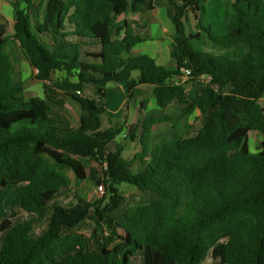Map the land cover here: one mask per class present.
Listing matches in <instances>:
<instances>
[{"label": "trees", "instance_id": "trees-1", "mask_svg": "<svg viewBox=\"0 0 264 264\" xmlns=\"http://www.w3.org/2000/svg\"><path fill=\"white\" fill-rule=\"evenodd\" d=\"M6 1L14 33L0 14V187H16L20 203L10 213L18 208L30 219L0 218V264H134L140 253L143 264H204L208 258L264 264V0H234L236 22L224 36L203 23L209 0H169L172 67L134 56L146 33L128 21L118 26L130 11L142 16L153 10L147 0ZM190 17L197 24L193 33L186 27ZM10 39L37 70L36 80L78 104V128L52 117L48 98H26L24 86L14 82ZM194 41L213 51L196 50ZM240 46L248 49L241 58L225 54ZM185 67L198 87L193 96L174 82ZM57 73L64 79L55 80ZM203 76L211 82L197 83ZM110 84L124 86L128 104L137 89L149 86L159 108L179 105L182 118L145 116L125 135L139 152L131 160L108 154L124 130L102 128L101 100ZM86 86L97 99L84 96ZM195 113L199 127L189 122ZM166 123L171 133L153 145L154 127ZM252 132L262 136L255 153ZM85 181L103 185V199L77 196L64 205L62 195ZM123 184L158 200L129 207L116 221L113 213L127 201ZM86 221L94 224L89 236L79 231ZM105 230L107 239L98 238ZM115 239L122 242L110 247Z\"/></svg>", "mask_w": 264, "mask_h": 264}, {"label": "rangeland", "instance_id": "rangeland-1", "mask_svg": "<svg viewBox=\"0 0 264 264\" xmlns=\"http://www.w3.org/2000/svg\"><path fill=\"white\" fill-rule=\"evenodd\" d=\"M153 0H147V5L151 3ZM234 0H209L206 8H207V20H203V23L210 24L213 28L214 33L217 36H224L231 32L233 29V26L236 22V14L234 13L232 9V4ZM154 5V4H153ZM131 8V4H130ZM154 8V7H153ZM159 12H164V8L159 5L158 7ZM151 12V11H149ZM148 12V13H149ZM148 18L145 15L140 16L139 14H135L133 12H128L126 15L122 16V20L119 23H122L123 21H128L133 24V26L138 30V23L141 24L142 22L148 24ZM5 24L8 27V34L11 35L12 33V21H7L4 19ZM196 22L193 19V17L190 18V22L186 24L187 31L190 33L194 32ZM154 30V29H153ZM152 32V31H151ZM144 36L150 37L151 33L145 32ZM156 32L153 31L152 37L155 38ZM148 37V38H149ZM149 38V41L151 42V39ZM147 42L146 44L143 43L141 45L137 46V50L134 52V56L138 55H153L151 53L152 49H154V43ZM193 46L196 50L200 51H213L211 50L206 44L200 41H194ZM243 49L247 48L245 46H240L237 49H234L233 51H229L228 53H225L227 56H229L232 59H239L243 56ZM8 51L12 55V58L15 62V75H14V82L16 84H21L25 88V95L26 98H32V97H39L43 96L44 93L47 91H51V93H55L61 96V98H55L57 101L56 103H59V106L64 103L63 107L55 106V109H59V111L65 115L67 118H69L73 124H75L79 118L80 115V108L73 102L69 101L61 92L57 91L53 88V86H50V83L46 82H40L36 80L35 74H34V68L27 62L24 55L21 53L19 44L13 40H9L8 45ZM156 57V55H154ZM158 58V57H156ZM171 64L166 65V67H169ZM139 73H134L133 77H137ZM65 76H63L61 73H57L54 76V79L57 81H61L64 79ZM50 87L48 90L47 87ZM118 85L116 84H110L106 86L105 90V98H104V105L107 110V114L104 116L106 122L109 124L110 128L113 129L115 124L122 120V117L125 115V112L127 110V107H129V112H131V116L133 113L136 112H143L144 116H152L155 118H160L165 114L164 110L159 108L155 103V98L153 95V89L149 86H143L138 89V93L135 96V99L130 102V104H127L128 99V93L121 92L116 89ZM124 88V86H123ZM85 94L87 97L92 98L90 96H96L95 89L90 86L86 88ZM198 90V87L196 85H193L190 89V95L193 96V93ZM124 91L125 88H124ZM84 94V96H86ZM58 97V96H57ZM145 103V107H147V110L141 108V102ZM262 106L264 107V99L261 102ZM179 106H174L170 108L168 113L165 116H168L175 120H180L182 118V114L180 113ZM111 118H110V117ZM113 120L111 121V119ZM196 118V117H195ZM194 116L190 118L191 122L194 123V127H199L200 123L195 120ZM106 130V127L104 128ZM128 131L126 130L125 133L121 134L120 137L117 139V141L112 142L107 147V153H115L120 155L124 160H131L134 155L139 152L140 147L139 145L132 143L128 138H124V135H126ZM171 133L170 123L161 124L155 127L153 134H152V144H158L162 139L169 136ZM249 147L251 152L255 153L259 149L260 143L262 141V136L257 133H250L249 134ZM86 168L89 170L90 168V162L88 160H83ZM139 166V163L138 165ZM136 166V167H137ZM136 170V168H133ZM70 177L73 179V174H70ZM101 177V176H100ZM122 195L126 198V204L121 209L117 210L113 213L114 218L121 219L127 209L132 206H136L139 204H145L152 201L158 200V196L151 193V192H141L137 190L136 188L123 184L119 187ZM105 195V188L104 193H101L98 190V186H95L91 184V181H85L79 185L75 184L73 186V192L71 193H64L61 197V202L64 205H69L70 203L76 202V197H82L87 198L90 202L94 203L98 200L103 199ZM94 230V224L91 221L84 222L80 227L79 231L89 236L92 231ZM107 231V230H105ZM109 232V231H108ZM108 236H105L104 233L100 232L98 235V238L102 240H106ZM136 260V259H135ZM134 260V261H135ZM135 264H138V261L135 262Z\"/></svg>", "mask_w": 264, "mask_h": 264}, {"label": "crops", "instance_id": "crops-1", "mask_svg": "<svg viewBox=\"0 0 264 264\" xmlns=\"http://www.w3.org/2000/svg\"><path fill=\"white\" fill-rule=\"evenodd\" d=\"M151 2L154 4L153 5L154 9L151 10V12H149V13H147L145 15L148 18V20H147L148 24L144 23V22H142L141 24L138 23V31L139 30L141 32L142 31L143 32H148L149 31L151 33L150 37H152L153 31L156 32L155 38H150L148 36L151 39V42L149 41V38H148V40L146 42H144L145 44L147 42H150V43H154V45H155L154 49H152V51H151V53H153V55H151L150 57H152L156 61V63L158 65L166 67V65L171 64L169 67H172L173 66V61L171 60V57H170L171 44H172V39H173V36H174V28H173L172 21H171L172 8L170 6L169 0H153ZM159 5L162 6V8H164V12L163 11H161V13L159 12V10H158L159 9L158 8ZM0 14L7 21H10V19H11V21H12V30H13V27H14V11H13V8H12L11 4L8 1L0 0ZM121 20H122V17L119 18L118 22H120ZM120 25H122V23H118V26H120ZM141 25H145L146 28L145 29L140 28ZM195 31H197V26L196 25H195L194 32ZM13 33H14V30L12 31L11 35ZM139 45H141V44H139ZM136 50H137V46L133 49V55H134V52ZM233 50H231V51H233ZM242 51L244 52L243 53V56H244L248 52V49L247 50L243 49ZM154 55H156V57H158V58H156ZM12 61H13L14 65H15V62H14L13 58H12ZM34 74H35V76L37 74V70H35V69H34ZM192 86H193V83H191V82H189V83H187L185 85V87H186V89H187L189 94H190V89L192 88ZM87 87H90V86H86L85 87L83 94H85V92H86L85 90H87L86 89ZM116 89L127 94V92L124 91L123 85H118L116 87ZM135 93L136 94L138 93V89L136 90ZM59 94L60 93H58V94L54 93L53 94V93H51V91H49V92H47V94L45 92L43 96H39V98H42V99L48 98L51 101V106H52V109H53L52 110V117H54L58 121L59 120L63 121L66 125L70 126L71 128H74V129L78 128L79 119H80V116L82 115L81 109H80V115H79V118H78L77 122L75 124H73V122L69 118H67L65 115H63L59 111V109L57 110V109L54 108L55 106H59V103H56L57 101L55 100V98L56 99L57 98L58 99L61 98V96ZM85 97H87V95ZM90 97H92L91 99H97L96 96H94V97L90 96ZM104 98L101 100L102 103H104ZM67 99L69 101L75 103L71 99H69V98H67ZM142 103H143V101L141 102V108H142ZM75 104L78 106L77 103H75ZM126 105H128V101H127ZM144 106H145V104H144ZM174 106H179V105H175V104L174 105H170L168 108L164 109L165 114L163 116H165L168 113V111L170 110V108H172ZM179 108H180V111H181L180 113L182 114V107L179 106ZM145 110H147V107H145ZM106 114H107V110H106V113L104 114V116ZM104 116L102 117V122H103V124H102L103 127L102 128L106 127V130L107 129L111 130L109 124L106 122L107 119H105ZM163 116H161V117H163ZM199 116H200L199 113H195L194 118L195 117L197 118ZM143 117H145V116L143 115L142 111H140L139 113L136 112L135 114L133 113V115L131 116V112H129V107H127V110L125 112V115L122 117V120L117 122L115 124L114 128L116 126L124 125V130L121 133V134H123V133L126 132V130L128 131V128L131 125L137 124L138 121H140ZM112 120H113V118L111 119V121ZM189 122L192 124L191 120ZM154 129H155V127H154ZM154 129H153V131H154ZM152 134H153V132H152ZM120 135L114 141H117V139L120 137ZM135 144H137V142H135ZM19 203H20V196L17 193L15 186H8L6 188H1L0 187V218L8 217L13 222L29 220L30 219V215L27 214L26 212L22 211L21 209L16 208L10 213V208L14 207V206H17ZM123 217L121 219L115 218V220L116 221H121L123 219ZM36 233L39 234L40 230L36 229ZM120 235H121V237H123L122 233H120ZM1 237H2V235L0 234V241H1ZM121 242H122L121 239H115L110 244V247H115V246L119 245ZM135 259L136 260L134 261V264H135L136 261H138V264H143V256H142L141 253L138 254V256ZM204 264H213V262H212V260L210 258H208L205 261Z\"/></svg>", "mask_w": 264, "mask_h": 264}, {"label": "built area", "instance_id": "built-area-1", "mask_svg": "<svg viewBox=\"0 0 264 264\" xmlns=\"http://www.w3.org/2000/svg\"><path fill=\"white\" fill-rule=\"evenodd\" d=\"M191 74H192V71L190 68H188V67L183 68L181 70V75L175 78V80H174L175 84L185 86L187 83L191 82L190 81ZM211 80H212V78L210 76H203V77H201V79L199 81H197V83L202 84V85H207L211 82ZM124 138H125V135H124ZM98 190L101 193H104V186L99 185ZM104 234H105V236H109L108 231H105Z\"/></svg>", "mask_w": 264, "mask_h": 264}]
</instances>
